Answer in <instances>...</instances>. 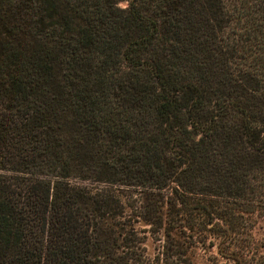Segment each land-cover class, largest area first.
<instances>
[{
    "label": "trees",
    "instance_id": "16d2710c",
    "mask_svg": "<svg viewBox=\"0 0 264 264\" xmlns=\"http://www.w3.org/2000/svg\"><path fill=\"white\" fill-rule=\"evenodd\" d=\"M119 1H10L55 45L0 17V264H184L198 244L242 264L264 212V0Z\"/></svg>",
    "mask_w": 264,
    "mask_h": 264
},
{
    "label": "rangeland",
    "instance_id": "374dc122",
    "mask_svg": "<svg viewBox=\"0 0 264 264\" xmlns=\"http://www.w3.org/2000/svg\"><path fill=\"white\" fill-rule=\"evenodd\" d=\"M12 0H0V17L2 16H6V14L8 13L10 16L13 15V13H18L17 17L15 18L16 22L18 20H20L19 24L23 27V30H21V35H20V31H17V38L20 42H22L23 40H25L26 43H28V45L32 44L33 40V33L35 31H38L39 34H41L42 36H40L41 38H49L52 39L54 42H52V45H55V40L57 38H55L56 32H55V36L54 37H46L44 34L45 32H49L48 30H39L38 28L32 29L27 31V28L25 26V24L28 22L26 16H23V12L24 9L21 8V11L18 12V10H16L17 8L14 7V5L10 2ZM119 9H124L127 6V1L126 0H122L119 1L116 5ZM23 19V20H21ZM74 21H72L68 27L71 25L70 30L66 32V34H70L74 37L75 32L74 31H83L84 26L81 29H76L75 28V24L73 23ZM73 23V24H72ZM54 26H57L60 28V24L57 22H53ZM52 24V25H53ZM0 31H4V28L1 26V21H0ZM59 31H62L61 28ZM74 32V33H73ZM25 33V34H24ZM73 33V34H71ZM68 36L66 35V38ZM51 40V41H52ZM117 40L118 37L112 41V45L113 48H116V44H117ZM98 50V44H97V48L95 49V52ZM150 51L145 50L141 53L140 58L141 60L146 59V57L148 56ZM96 72V71H95ZM85 80L81 79L79 81V84L81 85H85ZM62 123V131H63V136L66 140V142H73V146L74 149H76L77 151L79 150V145L77 142V137H81L83 139V141H85L84 138V133H80V132H76L79 129V126H81V124H79V120H74L69 114L66 115L64 114L61 120ZM79 139V138H78ZM83 177H85V179L83 180ZM89 175L81 173L80 175H74L71 177V181L72 182H82V184H86L89 183L93 180L92 177H89ZM88 178V179H86ZM97 184L96 182H92ZM254 223L252 225V227L250 228V232H249V237L250 239H248V242H243V247L245 249V251L250 250V252L248 253V255L244 258V262L242 264H264V212H259V215L256 219L253 220ZM137 228L139 230L143 229L144 227L142 225H138ZM249 243V246L247 245ZM145 247L147 250V256L148 257H152L154 256L155 251V243L152 242V240L150 239V237L147 238V241L145 243ZM217 251L216 248H209L208 245L206 244V246H201V245H195L194 247H192L189 252H188V261L189 263H184V264H233V262L231 261H226L224 259H221L220 257L217 256Z\"/></svg>",
    "mask_w": 264,
    "mask_h": 264
}]
</instances>
